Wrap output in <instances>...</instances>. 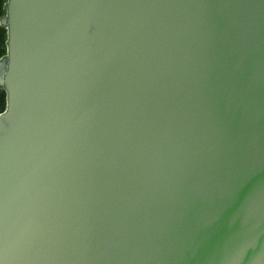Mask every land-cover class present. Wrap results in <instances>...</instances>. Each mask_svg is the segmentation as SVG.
Segmentation results:
<instances>
[{"label": "water", "instance_id": "95a60500", "mask_svg": "<svg viewBox=\"0 0 264 264\" xmlns=\"http://www.w3.org/2000/svg\"><path fill=\"white\" fill-rule=\"evenodd\" d=\"M0 264H264V0H6Z\"/></svg>", "mask_w": 264, "mask_h": 264}, {"label": "trees", "instance_id": "16d2710c", "mask_svg": "<svg viewBox=\"0 0 264 264\" xmlns=\"http://www.w3.org/2000/svg\"><path fill=\"white\" fill-rule=\"evenodd\" d=\"M6 0H0V16L5 12L3 5ZM6 53V30L0 26V58ZM6 105L5 91L0 88V113L4 111Z\"/></svg>", "mask_w": 264, "mask_h": 264}]
</instances>
